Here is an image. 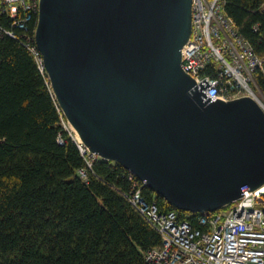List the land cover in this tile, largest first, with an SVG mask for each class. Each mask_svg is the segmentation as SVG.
Listing matches in <instances>:
<instances>
[{
    "label": "water",
    "instance_id": "obj_1",
    "mask_svg": "<svg viewBox=\"0 0 264 264\" xmlns=\"http://www.w3.org/2000/svg\"><path fill=\"white\" fill-rule=\"evenodd\" d=\"M191 5L39 0L34 43L90 153L175 210L211 214L264 185V113L249 97L210 101L182 71Z\"/></svg>",
    "mask_w": 264,
    "mask_h": 264
},
{
    "label": "trees",
    "instance_id": "obj_2",
    "mask_svg": "<svg viewBox=\"0 0 264 264\" xmlns=\"http://www.w3.org/2000/svg\"><path fill=\"white\" fill-rule=\"evenodd\" d=\"M220 2L264 58V0ZM255 80L264 94V69ZM66 125L42 63L18 41L1 38L0 264H148L144 255L160 237L129 203L127 171L103 160L86 169ZM142 194L201 229L199 214L175 210L146 188Z\"/></svg>",
    "mask_w": 264,
    "mask_h": 264
},
{
    "label": "built area",
    "instance_id": "obj_3",
    "mask_svg": "<svg viewBox=\"0 0 264 264\" xmlns=\"http://www.w3.org/2000/svg\"><path fill=\"white\" fill-rule=\"evenodd\" d=\"M39 0H0V39L18 41L38 61L34 30L28 24L37 18ZM181 69L190 76L210 101L228 102L240 97L253 99L264 113V94L255 75L264 69V58L251 46L222 12L220 0H192L191 34L181 48ZM75 141V140H74ZM86 169L101 159L75 141ZM86 180V172L78 170ZM132 191L129 203L160 237V246L147 251L148 264H264V185L249 191L215 213L201 214L195 229L188 218L175 211H160L154 200L147 201L144 181L127 172ZM147 189V188H146ZM263 189V190H261Z\"/></svg>",
    "mask_w": 264,
    "mask_h": 264
},
{
    "label": "rangeland",
    "instance_id": "obj_4",
    "mask_svg": "<svg viewBox=\"0 0 264 264\" xmlns=\"http://www.w3.org/2000/svg\"><path fill=\"white\" fill-rule=\"evenodd\" d=\"M66 128L72 133L71 135L73 136V139L75 141H78L76 134L74 133V131L71 129V127L68 124L66 125Z\"/></svg>",
    "mask_w": 264,
    "mask_h": 264
}]
</instances>
